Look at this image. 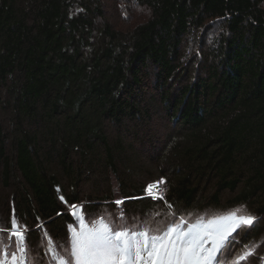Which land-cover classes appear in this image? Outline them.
Here are the masks:
<instances>
[{"label":"trees","instance_id":"16d2710c","mask_svg":"<svg viewBox=\"0 0 264 264\" xmlns=\"http://www.w3.org/2000/svg\"><path fill=\"white\" fill-rule=\"evenodd\" d=\"M135 1L150 17L121 31L99 0H0V92L13 125L0 122V184L10 193L0 196V227L15 216L28 251L44 254L39 223L63 241L68 207L86 201L93 214L118 197L140 221L244 206L264 225V0ZM209 19L225 31L203 52L209 64L188 73L185 39ZM147 85L155 94L146 97ZM153 104L180 127L161 152L172 173L158 200L144 196L149 177L139 178L129 141V123L149 119ZM94 179L96 196L82 201L81 185Z\"/></svg>","mask_w":264,"mask_h":264},{"label":"rangeland","instance_id":"374dc122","mask_svg":"<svg viewBox=\"0 0 264 264\" xmlns=\"http://www.w3.org/2000/svg\"><path fill=\"white\" fill-rule=\"evenodd\" d=\"M100 6L104 11V19L108 22L113 29L127 31L134 28L136 25L146 21L151 14V11L145 5L140 4L135 0H99ZM264 7V6H263ZM225 29L219 21L207 20L205 25H203L200 29H194L191 32V35L187 36L185 39L184 46L186 47L185 53V63L187 65L188 73H193L196 66L199 65L202 61H206V64H209L210 60L204 55V51L208 50L206 47L211 46L217 43L219 37L222 33H224ZM215 47V45H214ZM210 49V48H209ZM207 59V60H206ZM212 60V59H211ZM212 62V61H211ZM147 83V82H146ZM143 91L146 92V97L150 94L154 93L148 85L143 88ZM8 94L6 90H2L0 92V122L3 125L4 129L11 130L12 128V112L11 105L8 101ZM157 104V103H156ZM156 104H153L151 109V117L149 119L143 118L141 121L131 122L129 123V127L132 128L137 134L136 140L129 139L132 141L134 149V153L139 155L141 158L142 170L139 173V178L143 176L149 177L148 181L145 185V198L153 199L151 195L148 194L147 186L149 184H157L158 189L160 190V194L164 195V177L167 175H171L172 172L168 169V164L162 161L161 152L166 143L169 142V139L180 130V127H175L174 123L169 120V118L162 115L161 112H156ZM147 118V117H145ZM162 183H158L161 182ZM111 186L113 189L116 188V181L114 178L111 180ZM83 194L81 195L82 201L85 199V193H92V196H96V191L99 189L97 187V181L94 179L93 181L85 182L81 185ZM102 189V188H100ZM93 190V191H92ZM91 191V192H90ZM156 192V189L153 190ZM10 195V193H6L3 185L0 184V196ZM134 199V198H131ZM140 199V198H139ZM164 199V197L162 198ZM117 200H123L124 198H116L113 203L114 207H109L108 202H104L102 204L101 209L97 212L91 214L86 212L85 206H87V202L84 201L85 205L82 203L72 205L67 208L66 213H69V217L71 218L70 223H67V235L63 241H57L53 237L49 236V232L47 230L45 222L39 223L36 228L40 231L41 238V253L39 255L36 251L33 253L32 251H27V254L24 258L23 264H58L59 257L63 256L67 258L68 250L71 248V228L76 230L80 229V223L77 220V216H83L84 223L91 226L93 223L99 222L103 219L106 223L110 225H114L118 227L119 225H131L134 227H142L147 226L151 230L160 229L163 231L171 222L175 221L177 223L180 222V219L183 217L185 221L188 223H195L198 219L203 218L205 222L211 220L215 217L222 216L227 214L229 211H222L220 209H206L200 212L196 210H179L174 211L172 209L168 210L166 213L160 214L159 212L150 213L151 215H146L144 218L140 217H130V213L132 212L126 211L129 203L117 204ZM97 203V202H96ZM12 204V203H11ZM97 205H100L97 203ZM75 206V207H74ZM242 209V214L251 213L244 206L236 207ZM234 210V209H233ZM4 216L8 215L7 208L5 210H0V221H2ZM254 215L253 213H251ZM165 216V217H164ZM258 219L254 223L252 227L242 226L237 229L235 232L231 233L229 237L228 247L221 254V260L227 261V264H232V261L240 255L242 252L246 251L247 248H254L253 254L247 258L245 261H241L240 264H264V234L261 237H255L254 239H244L247 233H254L255 231H262L264 233V225L260 224L259 227H256L257 223H259L260 217L257 215ZM164 217V219H161ZM13 216H11L12 221ZM155 218V220H154ZM18 220V219H17ZM58 220V219H57ZM19 221V220H18ZM55 221V220H53ZM59 223L60 221H55ZM112 223V224H111ZM20 226L23 228V224L19 221ZM0 225H4L1 224ZM8 226V224H5ZM258 226V225H257ZM12 227V226H11ZM9 227H0L3 229H11ZM187 227V224L184 225ZM49 228V227H48ZM257 233V232H256ZM6 234L7 233H3ZM4 244H8V237L6 241H3ZM0 258H4V252L13 253L19 257L20 253L16 251L15 246L4 248L3 245H0ZM6 264H12L11 256L9 255L7 258ZM17 264H20V261H17Z\"/></svg>","mask_w":264,"mask_h":264},{"label":"snow or ice","instance_id":"6c2138e0","mask_svg":"<svg viewBox=\"0 0 264 264\" xmlns=\"http://www.w3.org/2000/svg\"><path fill=\"white\" fill-rule=\"evenodd\" d=\"M146 191L153 199L163 198L155 183L149 184ZM76 218L80 229L70 226L71 248L67 258L59 257L58 264H227L226 260H221V254L228 247L231 233L242 226L252 227L258 219L251 213L242 214V209L237 208L207 222L200 218L188 223L182 217L179 223L173 221L163 231L157 229L156 234H150V229L133 231L115 227L103 219L89 226L83 216ZM11 225V229L0 228V233L6 232L8 236V244L0 240V245L4 248L14 245L20 256L4 252L0 264H6L9 255L12 264H17L18 260L23 264L28 251V229L22 228L15 216ZM253 251L254 248H247L232 264L247 260Z\"/></svg>","mask_w":264,"mask_h":264}]
</instances>
